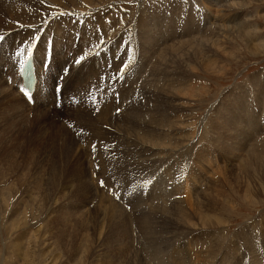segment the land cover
<instances>
[{"label":"rangeland","instance_id":"rangeland-1","mask_svg":"<svg viewBox=\"0 0 264 264\" xmlns=\"http://www.w3.org/2000/svg\"><path fill=\"white\" fill-rule=\"evenodd\" d=\"M93 1L0 0V264H264V0Z\"/></svg>","mask_w":264,"mask_h":264},{"label":"bare ground","instance_id":"bare-ground-1","mask_svg":"<svg viewBox=\"0 0 264 264\" xmlns=\"http://www.w3.org/2000/svg\"><path fill=\"white\" fill-rule=\"evenodd\" d=\"M30 1V0H29ZM85 2H90V3H93L94 1L93 0H91V1H87V0H84ZM45 2V1H44ZM106 2V1H105ZM90 5V4H89ZM92 6V5H91ZM32 7V6H31ZM107 9V8H106ZM110 10H111V7L109 8ZM108 9V10H109ZM112 10H114V9H112ZM103 11V10H102ZM107 11V10H106ZM105 10H104V12H103V14H102V17H101V19L99 20V22L97 23V26L98 27H101V28H97V29H95L94 30V33H93V37H92V40H93V42H95L96 40L98 41V42H100V45H103V47H104V49L106 50L107 49V53H111L112 54V51H113V46L110 48V43H111V41H108L107 40V38L109 37V34L110 35H113V31L115 30V29H113L114 27L113 26H111V25H107L106 24V19H105V15L106 16H109L108 15V13L106 12ZM101 11H99V13H100ZM113 12V11H112ZM98 13V14H99ZM102 13V12H101ZM109 14H113V13H109ZM123 15V14H122ZM60 17H64V16H62V15H60ZM90 17V16H89ZM92 17V16H91ZM96 17H97V15H96ZM110 17V16H109ZM113 17V16H112ZM120 17V16H119ZM104 18V19H103ZM111 18V17H110ZM142 19H141V21H142V23H143V25L141 24V26H142V28H143V31H145V32H147V30H148V28H147V26H144V16H142L141 17ZM65 19H67V18H65ZM237 19V18H236ZM236 19H231L229 22H236L237 20ZM70 20V19H69ZM91 20V19H90ZM97 20V19H96ZM112 20V19H111ZM137 20V19H136ZM150 20V19H149ZM67 21V20H66ZM113 21H115V20H113ZM91 22V21H90ZM129 22V21H128ZM111 23H112V21H111ZM115 23V22H114ZM126 23V22H125ZM156 23V22H155ZM67 24V23H66ZM65 24V25H66ZM79 24V23H78ZM136 24V23H135ZM30 25V24H29ZM32 25V24H31ZM30 25V26H31ZM70 25V24H69ZM92 25V24H91ZM115 25V24H114ZM118 25V24H117ZM117 25H115V26H117ZM146 25V24H145ZM68 26V25H67ZM140 26V27H141ZM72 26L70 25V28H71ZM94 27V26H93ZM96 27V26H95ZM125 27V26H124ZM92 29V28H91ZM131 29V28H130ZM70 29H68V31H69ZM79 30V29H78ZM65 31H66V28H65ZM111 32V33H110ZM141 32V31H140ZM66 33V32H65ZM143 33V32H142ZM108 34V35H107ZM145 34V33H144ZM208 34V33H207ZM206 34V35H207ZM209 35V34H208ZM213 35H214V33H212V35L210 34L209 35V37L211 36V39L213 38ZM115 37V36H114ZM126 37V36H125ZM215 37V36H214ZM138 38V37H137ZM63 39V38H62ZM109 39V38H108ZM110 39H111V37H110ZM215 39V38H214ZM210 40V39H209ZM217 40V39H216ZM216 40H215V42H216ZM215 42H213L214 44H215ZM71 43V42H70ZM96 43V42H95ZM104 43V44H103ZM92 44V43H91ZM191 44V43H190ZM69 45V44H68ZM185 45V44H184ZM191 45H193V43L191 44ZM201 45V44H200ZM186 46V45H185ZM185 46H181V48L179 47V49H182L183 47H185ZM71 47V46H70ZM95 47V46H94ZM190 47V46H189ZM194 47V46H193ZM199 47V46H198ZM113 48V49H112ZM185 48H187V47H185ZM197 47L195 46V49H196ZM193 49V48H192ZM200 49L202 50V51H204V52H209L208 51V49H207V46L203 43L202 44V46H200ZM84 50V49H83ZM36 52H35V54L34 55H32L33 56V62H34V65L36 66V71H37V77H38V81H37V84H36V89H35V94H34V99H35V101H36V103H35V105H37V107H39V106H44V105H46L47 107L50 105V104H52V102L50 103V101H51V99L53 98V96H55L54 95V92H53V88L51 87L50 88V86H51V84L49 83L48 85L46 84L45 86H44V91H45V93H44V95H43V97H39V93L40 92H42V90H41V81H40V77L42 76V72H41V70L40 69H43V67H44V69H43V71H46V70H48V68H49V65H48V56H46L43 60H42V55H41V53L40 52H37V50H35ZM39 51V50H38ZM96 51V50H95ZM111 51V52H110ZM181 51V50H180ZM186 51H189V50H186ZM55 52V51H54ZM101 52V51H100ZM1 53H2V51H1ZM1 53H0V55H1ZM4 53V52H3ZM2 53V54H3ZM200 53V51L199 52H195V54L197 55V54H199ZM61 54V53H60ZM65 54V53H64ZM45 55V54H44ZM103 55V54H102ZM30 55H28L27 57H26V59L29 57ZM112 56H113V54H112ZM103 57H104V55H103ZM1 59V58H0ZM26 59H25V61H26ZM2 60V59H1ZM5 60V59H4ZM58 60V59H57ZM24 61V62H25ZM52 65L54 66V69H52L51 68V65H50V71H47L48 73H46V78L47 79H50L51 77H53V76H55L54 74V72L56 71V73H57V70H58V66H57V63H56V61H55V59L53 58V56H52ZM24 62H23V64H24ZM4 63V62H3ZM16 63V62H15ZM42 63L44 64L42 67H41V65H42ZM7 64V63H6ZM23 64L21 65V67H20V71H21V69H22V67H23ZM8 65V64H7ZM13 69V68H12ZM76 69V68H75ZM93 69V68H92ZM81 70V69H80ZM15 71V74H16V70H14ZM73 71H75V70H73ZM49 73H50V76H49ZM161 73V72H160ZM10 75V74H9ZM8 75V76H9ZM134 75V74H133ZM176 75V74H175ZM2 76V75H1ZM13 76H15V75H13ZM2 78V77H1ZM46 78L44 79L45 81H46ZM54 78V77H53ZM21 79H22V77H21ZM21 79H19V82L21 83ZM51 80V79H50ZM56 80V78H54V81ZM65 80V79H64ZM63 80V81H64ZM81 80V79H80ZM146 80V79H145ZM16 81H17V79H16ZM48 81H46L45 83H47ZM51 82V81H50ZM62 82V81H61ZM84 82V81H83ZM141 82H143V80L141 81ZM136 83V82H135ZM66 84H67V79H66V81H65V85H64V91H65V89H66ZM84 85H85V83H83ZM149 83H147V85H148ZM177 84V83H176ZM3 85V84H2ZM146 84H145V86H147ZM13 86H14V84H13ZM22 86H23V84H22ZM53 86V85H52ZM78 86V85H77ZM153 86V85H152ZM15 87V86H14ZM133 87V86H132ZM1 89V88H0ZM24 89V88H23ZM60 89V88H59ZM145 89V88H144ZM149 89V88H148ZM3 91H4V88L2 89ZM8 91V90H7ZM57 91V90H56ZM100 91V90H99ZM1 92V91H0ZM57 92H59V91H57ZM61 92V91H60ZM6 94V93H5ZM10 94V93H9ZM13 94V93H12ZM43 94V93H42ZM2 95H3V93H2ZM11 95V94H10ZM58 95V94H57ZM61 95V94H60ZM4 96V95H3ZM17 96H19V95H17ZM22 96V95H21ZM20 96V97H21ZM133 96V95H132ZM15 98V97H14ZM23 98V97H22ZM123 98V97H122ZM126 99L128 98V97H125ZM25 99V98H24ZM23 99V100H24ZM57 99V98H56ZM17 100H19L18 98H17ZM26 100V99H25ZM82 100V99H81ZM21 101V100H20ZM55 102V101H54ZM116 102V101H115ZM24 103H26V102H24ZM17 104V103H16ZM53 105V104H52ZM23 106H24V104H23ZM109 106V105H108ZM41 107V108H42ZM21 108V107H20ZM40 108V107H39ZM44 108H46V107H44ZM94 109V108H93ZM16 110H18L17 108H16ZM109 110V109H108ZM25 111V110H24ZM41 111H42V109H41ZM79 111V110H78ZM101 111H102V109H101ZM14 112V111H13ZM111 112V111H110ZM44 113V112H43ZM81 113V112H80ZM109 113V112H108ZM112 113V112H111ZM24 114V113H23ZM106 115H107V113H106ZM80 116V115H79ZM86 116V115H85ZM82 117V116H81ZM107 117V116H106ZM128 117V116H127ZM166 117H167V115H166ZM110 118H111V116L109 117V120H110ZM129 118H130V116H129ZM83 119H84V117H83ZM94 119V118H93ZM106 119V118H105ZM108 119V118H107ZM126 119H128V118H126ZM125 119V120H126ZM88 120V119H87ZM91 120V119H90ZM124 120V121H125ZM129 120V119H128ZM99 121V120H98ZM105 121V120H104ZM108 121V120H107ZM132 121V120H131ZM143 121V120H142ZM156 121V120H155ZM90 122V121H89ZM91 122H92V120H91ZM109 122V121H108ZM113 122V121H112ZM93 123H95V122H93ZM102 123V122H101ZM100 123V124H101ZM110 123V122H109ZM145 123V122H144ZM148 123V122H147ZM89 124V123H88ZM95 124H98V123H95ZM103 124V123H102ZM112 124V123H111ZM146 124V123H145ZM91 125V124H90ZM94 125V124H93ZM103 125H106V124H103ZM120 126H121V124H120ZM125 126V125H124ZM141 126V125H140ZM139 126V127H140ZM142 126H143V124H142ZM174 127V126H173ZM116 128V127H115ZM125 128V127H124ZM133 128V127H132ZM132 128L130 127H128V129H130V130H132ZM142 128V127H141ZM93 129V128H92ZM98 129V128H97ZM145 129H146V127H145ZM144 129V130H145ZM117 130V129H116ZM134 130V129H133ZM174 130V129H173ZM99 131V130H98ZM124 131V130H123ZM140 131V130H139ZM142 131H143V129H142ZM154 132V131H153ZM156 132V131H155ZM99 134V133H98ZM103 134V133H102ZM112 134V133H111ZM145 134V133H144ZM106 135V134H105ZM115 135V134H114ZM146 135H147V132H146ZM104 137V136H103ZM145 137V136H144ZM116 138V137H115ZM113 140V139H112ZM115 141V140H114ZM117 141V140H116ZM178 141V140H177ZM122 143V142H121ZM144 145V144H143ZM143 151V150H142ZM120 152V151H119ZM137 153V152H136ZM144 153V152H143ZM185 154V153H184ZM122 155V154H121ZM146 155V154H145ZM143 156V155H142ZM183 156V155H182ZM132 157V156H131ZM145 159V158H144ZM147 160V159H146ZM230 179V178H229ZM93 181V180H92ZM91 182V181H90ZM89 182V183H90ZM88 183V182H87ZM92 183V182H91ZM232 183V182H231ZM90 186H91V184H90ZM92 186H93V183H92ZM215 188V187H214ZM220 188V187H219ZM210 189V188H209ZM216 189H217V186H216ZM224 189V188H223ZM94 190V189H93ZM221 190H222V187H221ZM221 190H220V192H221ZM224 191H225V189H224ZM212 192V191H211ZM219 192V191H218ZM219 192V193H220ZM226 192V191H225ZM96 193H97V191H96ZM169 194V193H168ZM207 194V193H206ZM213 194H215V193H213ZM209 198V197H208ZM213 198V197H212ZM214 199V198H213ZM219 201H220V199H218ZM217 200V201H218ZM224 200V199H223ZM218 201V202H219ZM102 202H103V200H102ZM212 202V201H211ZM221 202V201H220ZM99 203H101V202H99ZM222 204H223V202H222ZM221 204V205H222ZM226 204V203H225ZM101 205V204H100ZM178 205V204H177ZM220 204H218L217 206H221ZM112 207H113V205H111ZM112 207H110V209L112 208ZM115 207H117L116 205H115ZM198 207V206H197ZM210 207V206H209ZM226 207V206H225ZM224 207V208H225ZM103 208V207H102ZM114 208V207H113ZM211 208V207H210ZM219 208V207H218ZM220 208H222V207H220ZM224 208H222V209H224ZM104 209H105V207H104ZM107 210V209H106ZM114 210H118L117 208H115ZM114 210H113V212H114ZM182 210V209H181ZM201 210H202V207H201ZM102 211V210H101ZM112 211V210H111ZM221 211V210H220ZM103 212V211H102ZM101 212V213H102ZM108 212V211H107ZM202 212V211H201ZM112 213V212H111ZM115 213V212H114ZM119 213L121 214H119V215H117L118 216V218H119V216H121V217H123L124 218V216H122V214L123 213H121L120 211H119ZM104 215L106 214V212H104L103 213ZM215 214H217L216 212H215ZM219 214H220V212H219ZM110 215V214H109ZM115 215V214H114ZM124 215V214H123ZM209 215V214H208ZM221 215V214H220ZM100 216V215H99ZM107 216V215H106ZM222 216V215H221ZM108 217V216H107ZM173 218V217H172ZM206 218V217H205ZM204 218V219H205ZM216 218V217H215ZM175 219V218H174ZM186 219V218H185ZM188 219V218H187ZM217 219V218H216ZM205 220H207V219H205ZM213 220V219H212ZM212 220L211 219H209V221H207L206 223H204L203 225H204V227H219V226H221V224H219V223H216V224H214L215 222H213L212 223ZM215 220V219H214ZM216 221V220H215ZM168 222V221H167ZM182 222V221H181ZM180 222V223H181ZM147 224V223H146ZM152 224V223H151ZM168 224V223H167ZM212 225V226H211ZM211 240V239H210ZM209 242V241H208ZM150 243V242H149ZM207 245V244H206ZM211 250V249H210ZM182 252V251H181ZM212 251H209V254L211 253ZM177 253H179V251L177 252ZM176 253V254H177ZM182 254V253H181ZM201 254V253H200ZM169 256V255H168ZM180 257V256H179ZM183 260V259H182ZM109 262V261H108ZM181 263V262H180ZM203 263V262H202ZM159 264V263H158Z\"/></svg>","mask_w":264,"mask_h":264},{"label":"snow or ice","instance_id":"snow-or-ice-1","mask_svg":"<svg viewBox=\"0 0 264 264\" xmlns=\"http://www.w3.org/2000/svg\"><path fill=\"white\" fill-rule=\"evenodd\" d=\"M84 58L81 57L79 60L76 61V63H80ZM103 183V182H102Z\"/></svg>","mask_w":264,"mask_h":264}]
</instances>
